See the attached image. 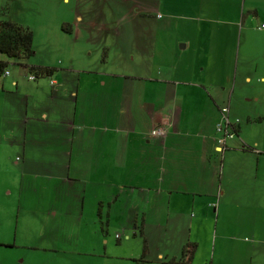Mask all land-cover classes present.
<instances>
[{
	"label": "crops",
	"instance_id": "crops-1",
	"mask_svg": "<svg viewBox=\"0 0 264 264\" xmlns=\"http://www.w3.org/2000/svg\"><path fill=\"white\" fill-rule=\"evenodd\" d=\"M118 1L121 10L153 20L126 25L121 34L112 30L124 65L140 71L80 72L52 62L50 73L57 71L47 80L25 74L32 80L25 81L6 68L0 73V122H11V143L22 132L15 155L21 175L31 176V189L45 177L43 189L58 184L72 193L76 233L91 224V238L123 235L130 250L116 255L134 264L138 257L141 264H180L168 261L189 240L195 242L190 264H240L238 246L227 263L220 254L213 258L214 245L246 234L258 255V248L264 251L258 244L264 243V113L254 114L262 127L252 138L232 116L243 111L242 90L246 100L264 104V47L237 35L248 26L241 0ZM153 31L166 32L156 51L143 42ZM157 124L162 132L151 133Z\"/></svg>",
	"mask_w": 264,
	"mask_h": 264
},
{
	"label": "rangeland",
	"instance_id": "rangeland-1",
	"mask_svg": "<svg viewBox=\"0 0 264 264\" xmlns=\"http://www.w3.org/2000/svg\"><path fill=\"white\" fill-rule=\"evenodd\" d=\"M137 1L134 0L133 4ZM119 5L118 0H0V17H10L26 24L32 31L34 50L33 53L20 57L0 52V58L6 60V69L18 72L25 81H32L25 76L27 72L33 73L28 64L40 62H54L56 65L72 67L74 71L80 72V68L97 71H140L134 65H124V52L119 48L115 37L127 29L126 25L150 23L153 20L145 21L134 10H121ZM241 7L242 24L248 23V26H242L240 31L238 29L240 41L248 40L260 48L264 47V28L259 25L264 20V0H241ZM126 8H130V4ZM250 12H254L253 18L248 21ZM65 25L71 27V30L68 31ZM114 27L119 28L120 32L115 34L112 31ZM165 33H144L143 37H147L143 38V42H147V47L150 46L156 51L155 44L159 45L162 40L166 42ZM151 35L153 39L149 40ZM120 41L123 45L127 44L124 40ZM258 55H262V51H259ZM115 57L120 60L113 63ZM151 67L152 64L149 63L147 68ZM56 71L49 75L55 74ZM49 75L41 73L37 79L47 80ZM247 93L248 90L240 92V96L245 99V104L240 106L243 111L232 117L240 119L241 133L252 138L262 127L255 122L257 120L254 114H263L264 104L263 101L246 100L244 94L248 95ZM10 123L0 122V264H134L133 259L116 255L130 250L129 245L123 241V235L119 240L113 234L101 239L91 238L90 233H87L91 224L84 227L85 234L76 233L77 224L73 216L78 210V205L77 202H71L72 193L66 194L63 187L58 188V184L44 185L43 189L41 179L45 177H38L35 182L37 188L31 189V176L21 175L19 160L15 158L20 150L22 132L19 130L17 141L11 143L14 133ZM246 236L244 238L241 235L235 239V243L232 240H224L218 248L214 245L213 258L216 260V254H220L223 260L231 263L236 247L241 249L242 259L244 258L240 264H246L249 253L252 264H264V251L258 248V255L255 256V250L252 254L248 247L249 243L253 242V235ZM133 239L129 240L130 246ZM210 242L211 239L207 237L206 247ZM258 244L264 246L262 242ZM137 248L136 243L135 251ZM206 250L208 249L204 250V247L200 250L201 257L208 255ZM148 264L165 263L160 259H150Z\"/></svg>",
	"mask_w": 264,
	"mask_h": 264
},
{
	"label": "trees",
	"instance_id": "trees-1",
	"mask_svg": "<svg viewBox=\"0 0 264 264\" xmlns=\"http://www.w3.org/2000/svg\"><path fill=\"white\" fill-rule=\"evenodd\" d=\"M32 31L26 25L10 17H0V52L12 57L26 56L33 53ZM6 60L0 58V73L5 69ZM30 71L35 75L49 74L54 66L42 63L28 64ZM194 241H186L178 257L169 260L170 263L190 264ZM135 264H141V257L135 258Z\"/></svg>",
	"mask_w": 264,
	"mask_h": 264
},
{
	"label": "built area",
	"instance_id": "built-area-1",
	"mask_svg": "<svg viewBox=\"0 0 264 264\" xmlns=\"http://www.w3.org/2000/svg\"><path fill=\"white\" fill-rule=\"evenodd\" d=\"M260 26H263L264 27V21H262V22H260ZM5 72H7V70H4ZM27 76L29 77V78H34L35 77V74L34 73H32V72H27ZM221 109L222 110H225L226 109V106L225 105H223L222 107H221ZM222 117H223V119H224V121L226 122V124L228 125V124H230L231 126H232V124L230 123V121H229V119L227 118V116L226 115H222ZM163 125L162 124H157V125H154V126H152L151 128H150V132L151 133H161L162 132V130H163ZM217 128H221V126H220V124L219 123H217ZM233 133V130L231 129V128H225V131H224V134H226V135H231ZM223 139H224V136L223 135H221V136H218V138H217V140L219 141V142H223ZM117 234V233H116Z\"/></svg>",
	"mask_w": 264,
	"mask_h": 264
}]
</instances>
